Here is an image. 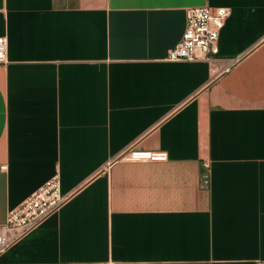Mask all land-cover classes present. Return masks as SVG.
<instances>
[{
    "label": "crops",
    "instance_id": "0c3cea01",
    "mask_svg": "<svg viewBox=\"0 0 264 264\" xmlns=\"http://www.w3.org/2000/svg\"><path fill=\"white\" fill-rule=\"evenodd\" d=\"M205 5L217 59L167 60ZM0 36V225L69 194L0 264H264V0H0Z\"/></svg>",
    "mask_w": 264,
    "mask_h": 264
},
{
    "label": "built area",
    "instance_id": "2783aa9c",
    "mask_svg": "<svg viewBox=\"0 0 264 264\" xmlns=\"http://www.w3.org/2000/svg\"><path fill=\"white\" fill-rule=\"evenodd\" d=\"M230 13L227 6H194L186 10V25L182 37L167 51V60H198L215 61L219 51L218 38ZM6 36H0V63L7 61ZM236 60L230 58L228 69ZM165 150L141 149L132 145L126 148L121 157L127 160H165ZM5 167V165H3ZM208 169L209 164L204 163ZM208 174L204 173V183H208ZM69 198L62 192L59 173L56 172L37 190L28 195L18 206L8 212L5 223L0 225V253L39 226L48 216L58 210ZM94 264H110L109 261H97Z\"/></svg>",
    "mask_w": 264,
    "mask_h": 264
}]
</instances>
